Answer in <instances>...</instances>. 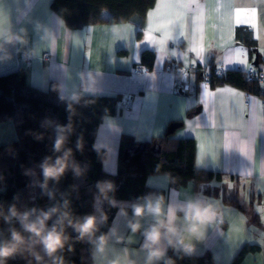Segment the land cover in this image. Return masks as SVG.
Wrapping results in <instances>:
<instances>
[{"label": "crops", "instance_id": "crops-1", "mask_svg": "<svg viewBox=\"0 0 264 264\" xmlns=\"http://www.w3.org/2000/svg\"><path fill=\"white\" fill-rule=\"evenodd\" d=\"M51 1L0 0V75L22 68L28 85L46 89L54 81L57 93L68 100H75L81 95L129 96L128 107L119 101L118 112L102 118L93 141L95 148L105 150L102 168L108 173L117 171L122 138L137 142L150 141L167 133L170 123L180 122L181 125L169 133L171 142L174 144L180 139H192L195 167L221 174L219 181L211 182V186L218 188L216 195L194 190L191 182L181 188H174L169 184L166 174L156 173L148 175L145 183L148 187L163 189L165 196L162 200L111 199L109 203L116 205L117 210L103 243L98 247L99 240L92 242L91 263L148 264V251L144 247L145 233L153 226L161 225L159 247L165 249L166 254L169 250L174 254L208 253L212 264H231L245 244H256L259 248L248 251L240 264H264V222L261 213L256 211L264 208V174L258 165V161L264 159V130L257 132L254 139L246 134L253 125L264 129L263 98L230 84L210 86L206 79H197L195 70L200 67L209 73L212 67H217L216 59L222 53L215 50L214 46L219 42L223 25L215 19L205 24V43L211 38L213 44L212 53L206 54V59L209 56L210 59L205 68L200 63H190L197 58L190 51L188 39H171L172 35L176 37L175 30H169L164 35L168 42L166 52H160L157 46L144 41L143 30L148 26L147 12L155 7L156 0L146 11L143 26L136 24L133 33L122 27L132 24V21L69 28L53 12ZM239 2L244 4L248 0ZM256 6L261 7L258 0ZM103 14L108 15L106 11ZM8 37L13 39L9 40ZM144 50L154 51L151 68H146L141 62ZM173 52L177 55L170 54ZM44 53H48L47 58H43ZM185 53L189 66L193 68L185 75L189 85L187 91L177 85L176 73L178 66H185ZM253 55L255 53L249 52V62ZM260 64H264V60L260 59ZM135 65H141L145 70L138 72L134 69ZM202 83H208V90L213 93L218 88L236 89L246 96L254 97L256 103L245 100L243 119L234 121L229 96L224 93L209 98V111L206 112L201 101ZM185 117L189 120L199 117L196 132L187 127ZM198 135L204 140V152H201ZM15 138L13 123L10 120L0 122V143ZM245 144L251 148L250 159L240 150ZM198 157L201 163H197ZM247 170L252 173L251 176H239ZM228 183L233 186L230 195L234 191L237 193L235 195L241 204L240 208L226 204L223 200L222 191L230 192ZM241 191L245 194L243 203ZM190 202L216 206L218 220L208 224L199 238L188 231L190 221L186 211ZM157 203L160 208L158 214L149 210ZM130 208H138L141 214H134ZM170 208L175 212L174 234L167 230ZM102 211L103 202L94 195L93 215L98 219ZM133 224L139 225L136 231L132 230ZM181 239L193 244L194 250L183 251L182 245L178 243ZM238 240L246 242L237 247ZM165 255L153 264H158Z\"/></svg>", "mask_w": 264, "mask_h": 264}, {"label": "trees", "instance_id": "trees-1", "mask_svg": "<svg viewBox=\"0 0 264 264\" xmlns=\"http://www.w3.org/2000/svg\"><path fill=\"white\" fill-rule=\"evenodd\" d=\"M155 0H52L50 7L69 28H80L98 23H121L139 18L137 25L143 26L146 11ZM108 13L104 16L103 12ZM140 35V30L138 31ZM236 39L250 47L256 41L250 30L238 27ZM154 51L144 50L141 62L151 68ZM260 61V57H258ZM258 65V64H257ZM209 71L207 82L210 86L230 84L263 98L264 89L257 78L247 79L245 73L234 70L222 75ZM197 79L203 80L205 72L196 68ZM120 95H81L68 100L57 93L54 81L46 89H39L25 82L22 68L0 75V122L10 120L15 128L16 138L0 143V207L4 212L10 206L20 212L58 207L60 211L48 220L52 225L60 214L67 211L74 220L93 215V197L103 202L101 217L97 219V230L91 238L78 239L79 233L71 226L65 228L69 236L65 246L55 255L63 258V264H92L91 247L94 240L105 237V233L117 210L111 199L131 201L162 200L165 191L148 187L145 183L150 174L164 173L169 184L181 188L191 182L193 189L216 195L218 188L211 186L219 181L221 174L197 169L194 165V141L180 139L174 144L167 132L163 136L146 142L122 138L116 173H108L102 168L105 150L95 148L93 141L97 127L106 115L118 112ZM58 137L63 144L57 151ZM126 152H128L126 154ZM66 157L67 167L59 178H50L45 184L42 165L47 161L55 163L57 158ZM110 183L111 190L101 192L98 185ZM222 191L226 204L241 207L238 198ZM67 202V203H65ZM134 214L138 208H130ZM66 223V222H65ZM13 228L21 230L17 218L10 221L0 217V241H5ZM28 237V233H24ZM28 239L27 244H32ZM71 245V248H69ZM37 250L43 256L41 264H54L40 245ZM256 244H245L231 264H240L248 251L258 249ZM212 264L208 253L203 255L174 254L171 250L158 264ZM8 264H37L27 252L17 254ZM55 264H60L59 260Z\"/></svg>", "mask_w": 264, "mask_h": 264}, {"label": "snow or ice", "instance_id": "snow-or-ice-1", "mask_svg": "<svg viewBox=\"0 0 264 264\" xmlns=\"http://www.w3.org/2000/svg\"><path fill=\"white\" fill-rule=\"evenodd\" d=\"M261 5L260 8L256 6L257 0H248V2L241 4L239 0H156L155 7L147 12L148 26L143 30L144 41L157 46L158 51L166 52L168 50V42L164 39L167 31H176V37L173 35L171 39L185 38L188 39L190 51L196 56V60L190 63L195 65L200 63L205 68L208 66L206 54L212 53L213 44L212 39L209 38L207 44L205 43V24L215 19L223 25L219 42L215 44L214 48L220 51L222 55L216 59L217 75H222L228 71L239 70L247 74V78H257L259 86L264 89V64L256 65L257 56L251 57L249 62V52L259 53L260 59L264 60V0H258ZM2 19V17H0ZM139 18L134 17L132 24L122 25L123 28L133 33ZM215 27V25H213ZM245 28L250 30L254 35V39L258 42L257 48H246L236 39V29ZM92 31V29H91ZM177 55V53H170ZM185 73L189 66L188 55L184 54ZM259 68V71L257 70ZM209 73L205 72V78L208 79ZM203 94L201 101L203 102L206 112L209 111L208 100L215 98L218 95L227 93L231 105V115L234 121L243 119L244 102L251 100L253 104L256 103L254 97L246 96L243 92H239L233 88H218L216 92L208 90V83L201 84ZM264 109V105L261 106ZM199 117L194 120H189L185 117L187 127L193 132L198 130L199 124L197 121ZM264 129L253 125L251 130L246 134L251 135L254 139L257 132ZM197 139L201 140V152L205 150V143L199 135ZM241 152L245 153L250 159L251 148L245 144L240 147ZM215 158L214 155H212ZM201 158H197V163H201ZM259 170L264 174V159L258 161ZM250 171L241 172L239 176H251ZM231 194L232 185L227 184ZM241 202L245 200V194L241 191ZM257 212L261 213V220L264 222V208H258ZM245 240H238L237 247L241 246Z\"/></svg>", "mask_w": 264, "mask_h": 264}, {"label": "clouds", "instance_id": "clouds-1", "mask_svg": "<svg viewBox=\"0 0 264 264\" xmlns=\"http://www.w3.org/2000/svg\"><path fill=\"white\" fill-rule=\"evenodd\" d=\"M7 39L11 40L13 37H8ZM16 39H19V37ZM53 43H55L54 40ZM63 142V138L58 137L56 144L57 151L60 150ZM67 155L68 154L66 153L65 158H57L55 163H49L46 161L42 165L45 184L48 179H58L59 176L63 174L64 169L67 167ZM98 186L100 187L101 192L111 190L112 187L110 183ZM149 210L158 214L160 210L159 203L150 207ZM58 211H60L58 207H52L46 211L40 210L33 219L32 214L36 212L35 209L20 212L15 205H12L8 208L7 213H5L3 208L0 207V217L7 221H10L12 218H17L21 225V230L13 228L7 240L0 241V264H8V260L11 257L25 252L32 256L37 264H41L43 256L37 250L36 245L42 246L44 253L53 259L54 264L56 260H59L60 264H63V258L57 257L55 254L65 246L69 239L65 228L67 226L73 227L79 233L78 239H83L85 236L91 238L97 230V218L94 215H89L82 220H74L71 217V214L67 211L62 212L57 221L52 225H49L47 223L48 220H50L53 214ZM136 214L140 215L141 212L137 211ZM186 215L187 219L190 221L188 231L192 236L197 238L204 234L205 227L208 224L216 223L218 220L216 206L201 202H190L187 205ZM174 219L175 212L170 208L167 230L173 234L176 231L173 227ZM131 227L133 231H136L139 228V225L133 224ZM24 233H28V237H26ZM32 238H34L33 243L30 245L27 244L28 239ZM161 239V225L153 226L150 231L145 233L144 247L148 251V264H153L154 261L159 260L166 254V250L159 247ZM103 241L104 237H100L98 247L99 244L103 243ZM169 243H172V241L169 240ZM178 243L182 245L183 251L185 252H191L194 250V245L190 242L186 243L183 239H181ZM69 248H71V245H69ZM114 264H118V262H114ZM166 264H172V262L167 261Z\"/></svg>", "mask_w": 264, "mask_h": 264}, {"label": "built area", "instance_id": "built-area-1", "mask_svg": "<svg viewBox=\"0 0 264 264\" xmlns=\"http://www.w3.org/2000/svg\"><path fill=\"white\" fill-rule=\"evenodd\" d=\"M48 57V53H44L43 54V58H47ZM134 69L138 72L140 71H144L145 69L141 66V65H135ZM185 66H178L176 68V73L178 75V78H177V85L182 89V90H189V85L186 83V80H185ZM193 68L188 66L187 68V73L192 70ZM202 71H205L203 68H200ZM214 73L217 74L216 72V68L214 70ZM245 76L247 78V74L245 73ZM209 77V76H208ZM249 79V78H247ZM253 79V78H251ZM120 104L123 105L124 107H128L130 105V100H129V96H125V97H122L121 100H120Z\"/></svg>", "mask_w": 264, "mask_h": 264}, {"label": "water", "instance_id": "water-1", "mask_svg": "<svg viewBox=\"0 0 264 264\" xmlns=\"http://www.w3.org/2000/svg\"><path fill=\"white\" fill-rule=\"evenodd\" d=\"M255 55L257 56V61H256V65L258 64V53L256 52ZM181 125L180 122H172L169 124L168 128H167V132L168 133H172L177 127H179ZM128 152H126L127 154Z\"/></svg>", "mask_w": 264, "mask_h": 264}, {"label": "rangeland", "instance_id": "rangeland-1", "mask_svg": "<svg viewBox=\"0 0 264 264\" xmlns=\"http://www.w3.org/2000/svg\"><path fill=\"white\" fill-rule=\"evenodd\" d=\"M235 194L237 195L236 191H234L232 195L236 196ZM236 197H237V196H236Z\"/></svg>", "mask_w": 264, "mask_h": 264}]
</instances>
